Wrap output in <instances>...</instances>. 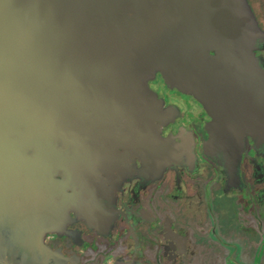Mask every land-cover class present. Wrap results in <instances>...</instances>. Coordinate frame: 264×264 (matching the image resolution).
<instances>
[{"label": "water", "instance_id": "obj_1", "mask_svg": "<svg viewBox=\"0 0 264 264\" xmlns=\"http://www.w3.org/2000/svg\"><path fill=\"white\" fill-rule=\"evenodd\" d=\"M257 42L250 0H0V246L99 208L118 137L157 150V74L193 94L211 52L254 68Z\"/></svg>", "mask_w": 264, "mask_h": 264}, {"label": "flooded vegetation", "instance_id": "obj_2", "mask_svg": "<svg viewBox=\"0 0 264 264\" xmlns=\"http://www.w3.org/2000/svg\"><path fill=\"white\" fill-rule=\"evenodd\" d=\"M256 48L254 68L237 52L226 63L211 52L209 68H192L193 94L157 74V150L134 153L115 139L122 184L60 233L1 245L0 264H264V45Z\"/></svg>", "mask_w": 264, "mask_h": 264}, {"label": "rangeland", "instance_id": "obj_3", "mask_svg": "<svg viewBox=\"0 0 264 264\" xmlns=\"http://www.w3.org/2000/svg\"><path fill=\"white\" fill-rule=\"evenodd\" d=\"M252 7L258 17L261 27L264 30V0H253Z\"/></svg>", "mask_w": 264, "mask_h": 264}]
</instances>
